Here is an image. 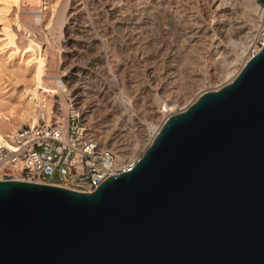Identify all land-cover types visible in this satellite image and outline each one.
Wrapping results in <instances>:
<instances>
[{
  "label": "water",
  "instance_id": "obj_1",
  "mask_svg": "<svg viewBox=\"0 0 264 264\" xmlns=\"http://www.w3.org/2000/svg\"><path fill=\"white\" fill-rule=\"evenodd\" d=\"M0 264H264V46L94 190L0 179Z\"/></svg>",
  "mask_w": 264,
  "mask_h": 264
},
{
  "label": "rangeland",
  "instance_id": "obj_2",
  "mask_svg": "<svg viewBox=\"0 0 264 264\" xmlns=\"http://www.w3.org/2000/svg\"><path fill=\"white\" fill-rule=\"evenodd\" d=\"M205 1L19 0L17 8L12 0H0L3 130L11 134L18 124L30 120L22 117L23 112L32 105L35 113L37 106L30 101L35 89V67H26L17 59L12 61L15 52L5 40V31L20 24L16 29L18 43L24 45L31 37L41 45L46 84L54 85L55 77L62 75L66 91L75 96L86 122L95 126L97 135L114 150L119 145L132 147L139 140L134 156L140 157L152 133L149 130L158 129L169 114L187 107L204 90L231 81L242 68L239 63L247 60V48L238 56L215 55L217 39L212 31L205 37L191 35L196 21L201 24L204 18L207 23L213 20ZM241 1L244 5L237 3ZM248 1L237 0L232 5L257 10L256 0ZM199 7L203 8L202 14L198 13ZM221 69L230 72L229 77L221 79ZM170 77L175 79L176 86L171 87L178 90V95H170L169 90L161 96L169 89L166 84ZM42 96L50 105L52 98L44 93ZM151 97L157 113L167 105L174 104L173 108L163 110L160 119L151 120L145 109ZM142 123L148 131H140Z\"/></svg>",
  "mask_w": 264,
  "mask_h": 264
},
{
  "label": "built area",
  "instance_id": "obj_3",
  "mask_svg": "<svg viewBox=\"0 0 264 264\" xmlns=\"http://www.w3.org/2000/svg\"><path fill=\"white\" fill-rule=\"evenodd\" d=\"M256 5L247 57L264 46V0H256ZM61 87L65 88L63 99L55 92L48 110L36 106L34 123L18 124L10 144L0 143V179L19 177L92 191L106 177L131 168V161L120 158L97 135L95 126L86 122L75 96L66 91V80L57 75L55 88Z\"/></svg>",
  "mask_w": 264,
  "mask_h": 264
},
{
  "label": "bare ground",
  "instance_id": "obj_4",
  "mask_svg": "<svg viewBox=\"0 0 264 264\" xmlns=\"http://www.w3.org/2000/svg\"><path fill=\"white\" fill-rule=\"evenodd\" d=\"M38 1L41 3L43 0H38ZM207 1H208V3H207ZM232 2H234V5H236L235 2H237V0L232 1ZM232 2H231V0H206L205 3H207L209 11L213 13L212 17H211V19H213V20H212V22L207 23L206 19L204 18V21L202 20L203 22L201 24H197V21L195 20L196 24H194V27H192V29H191V31L193 33L190 32L191 35L193 34L195 37H202V36L205 37V36L209 35L210 31H212L214 33L215 39H217V41L214 44L213 53L217 56H224V58L230 57L231 54H235V56L237 54L241 55L246 50L247 44H249L248 38H250V35L252 32V27H253L254 20H255V14H256V10H255L256 7H254V10L251 9L249 7V4L247 5V2L245 4L250 9L249 8L248 9H239V7L233 6ZM18 3H19V0H12V4L14 6L17 7ZM237 3L242 4V1L237 2ZM242 5H244V4H242ZM245 7L246 6H244V8ZM202 9H203L202 7H199L198 13H201ZM196 15L194 17H196ZM197 18H199V17H197ZM199 20H201V19H199ZM192 21H193V19H192ZM212 23H213V25H212ZM19 27H20V24L17 25L18 29H20ZM16 29L12 28V29L6 30L4 33L5 40H6L7 44H9L11 47H13L14 52H15V55H13L11 57V59H12V61L17 59L20 64H23L26 67L30 66V65H33L35 67V71H36L35 72V81H36L35 82V89L33 91L32 97L30 98V101H31V103H33L35 105H40L43 108H45L46 110H48L49 109V101H48V99L44 98L45 96H42V93L47 94L48 96H50L52 98L53 94L55 92H59L61 95V98L63 99V97L65 96L64 95L65 93H63V90L65 88L64 87H61L59 89L55 88V79L57 76L54 79V85L46 84L45 80H46L47 74L45 72V59H44V55L41 53L40 43H38V42L36 43L29 36L30 38H28V42L25 41V43L23 42L24 45H20L17 41L19 39L18 37H17L18 39L16 40V35H17V33H19V32H17ZM230 46L231 47L233 46V48H231ZM235 49H236V51H239V52L237 53L235 51ZM249 58L250 57H247V60ZM149 71H152V69H149ZM229 74H230V72H226L223 69H221L218 73V75H219V77H221V79L223 77L224 78L229 77ZM157 77H158V75H157ZM158 81H160V80H158ZM227 82H229V81H227ZM157 83L158 82L156 81V84ZM174 83H175V79L170 77L167 80V84H166L169 86L168 87L169 89L168 90L165 89L164 91H162V93L160 95L165 96L166 91H169V90L171 91L170 95L174 94V93H176V95H178L177 94L178 90H176L174 88V86L171 87V85H175ZM75 90H78V87L75 88ZM153 103L154 102H153V99L151 97V98H148L147 104L145 105L146 106L145 107L146 116L151 120H153L154 118H155V120H156V118L160 119V117L162 115H159V114H162L163 110L167 111V109H168V111H169V109L173 108L172 105H174V104H171V106L167 105V107H164L163 110H160V112L157 113L155 111L156 107H154ZM32 108H34V106L31 105V107L29 109H26V111H24L23 115H22V117L25 118V120L26 119L28 120V117H30L29 121L26 120L29 123H34L36 121V112L34 113V110ZM35 111H36V109H35ZM4 119L7 120V118H4ZM164 121H165V119H164ZM2 122H3V119H0V143L9 145L10 144L9 138H10L11 134L7 133L3 130ZM162 124L163 123L160 124V127L162 126ZM160 127H158V129L152 128V130H149L152 133H151V135L149 134L150 137H148V139L146 138L147 146L153 140L154 136L156 135V133L158 132ZM146 128H145L144 123H142L140 125V131L145 132L147 130ZM143 132H141V133H143ZM138 142H139V140L136 139L133 146L131 145L132 147H130L128 145L127 146L119 145V146L114 147L118 150V151L117 150L116 151L119 153L120 158H125V159L128 158L131 161L129 163V165H131V166L134 165L138 159V157L134 156V152L136 150L135 148L137 145H139ZM127 152L129 153V155H127L128 154ZM13 179H22V178L18 177V178H13ZM23 180H25V179H23ZM34 182H36V181H34Z\"/></svg>",
  "mask_w": 264,
  "mask_h": 264
}]
</instances>
